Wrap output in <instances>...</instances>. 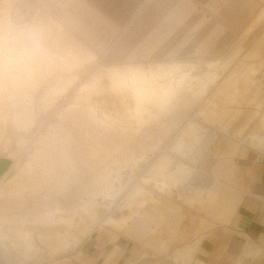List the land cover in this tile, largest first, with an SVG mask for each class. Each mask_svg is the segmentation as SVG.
Listing matches in <instances>:
<instances>
[{
  "label": "crops",
  "instance_id": "obj_1",
  "mask_svg": "<svg viewBox=\"0 0 264 264\" xmlns=\"http://www.w3.org/2000/svg\"><path fill=\"white\" fill-rule=\"evenodd\" d=\"M25 3L41 5L39 19H47L38 20L40 34L50 20L71 36L74 50L90 52L68 65L72 69L63 83L72 86L84 72L75 67L97 55L89 66L107 67L102 75L110 89L133 103L124 114L98 117L89 104L95 76L78 88L83 96L66 98L86 100L87 113L76 117L67 110L62 116L72 127L47 131L43 138L49 146L40 149L42 158L26 161L23 182L10 192L0 190V254L6 264L42 256L25 224L63 225L65 235L38 237L50 258L84 237L71 254L43 264H264V0ZM240 52L245 58H232ZM187 62L206 67L232 62L233 70L212 94L213 109H200L215 124L204 125L210 127L204 131L189 122L166 140L192 104L187 98L179 102L181 94L200 97L218 77L209 74L194 89L193 77L183 69ZM153 124L139 136L142 127ZM80 131L88 136L86 145ZM105 132L114 133V140ZM156 151V189L136 186L134 195L145 197L100 221L99 201L121 191L113 185L119 173L109 175V158L119 155L121 162L135 165ZM29 207L31 214L25 212ZM80 213L91 226L68 239Z\"/></svg>",
  "mask_w": 264,
  "mask_h": 264
},
{
  "label": "rangeland",
  "instance_id": "obj_2",
  "mask_svg": "<svg viewBox=\"0 0 264 264\" xmlns=\"http://www.w3.org/2000/svg\"><path fill=\"white\" fill-rule=\"evenodd\" d=\"M25 1L0 0V162L7 164L4 174L8 171L0 183V190L6 193L15 188L16 182H23L25 179L22 172L28 159L32 156L36 159L42 158L43 153L40 149H46L49 146L48 140L43 138L46 132L52 127H72V122L62 116L67 114V110H72L71 114L76 117H83L87 113L86 100L71 101L66 98L83 96L84 94L78 92V88L90 82L94 76L96 86L89 89V104L93 106L98 117L103 114L109 117H115L117 113L124 114L125 109L130 108L133 103L127 96L121 99L110 89L108 79L102 75L108 69L107 67L89 66L99 59L97 55L92 61L81 60L80 62L84 64L82 67H75L84 72L76 74V80L72 86L69 83H63V77L69 75L72 69L68 65L79 63L78 59L85 58L84 54L90 52L74 50L73 48L77 46L72 44L71 36L63 34L61 29H56V25L50 20L43 24V34H40L38 20L47 18L39 19L41 15L39 3L30 5ZM4 15L8 17L3 18ZM64 31L67 30L64 29ZM245 55L246 53L240 52L232 58L240 57L241 59L245 58ZM227 57L225 56L224 59ZM192 63L191 65L188 62L182 63L185 65L184 71H188L193 77L192 88H197L209 74L215 73L218 77L200 97L193 98L191 91H184L181 94L179 102L187 98L192 100V104L187 108L177 129L170 130L166 140L175 139L179 131L189 122L196 123L204 131L210 128L204 125L213 126L215 124V121H212L214 117L201 115L200 109L208 106L213 109L211 102L215 103L216 99H210L214 97L212 94L233 70L231 69L232 62L224 67L220 66L221 62L210 67L201 66V63L197 62ZM225 106L231 107L232 105ZM176 110L182 113L181 109L176 108ZM78 111L80 114H77ZM164 117L159 119L160 122L167 120ZM75 126L79 127L78 124ZM153 126L154 124L142 127L139 136L147 135L154 128ZM116 132L119 137L122 135L119 127ZM80 134L81 141L84 142L81 145H86L88 136L82 131ZM104 134L108 141H113L115 138L112 132ZM124 141L127 140L124 139ZM250 142L253 145L252 139ZM90 147L93 149L94 143ZM157 152L146 153L143 160L135 165L128 163L127 160L121 162L119 155L109 158L106 163L109 175L115 178V172L119 173L117 176L119 182L113 181V185L121 186V191L118 196L99 201L100 205L95 211L100 221L109 217L110 214H118L122 209L127 208L125 206L128 203L134 204L138 198L145 197L144 192L134 195L136 186L156 189L154 182L159 184V175H154L153 167ZM112 160H117V162L113 163ZM142 178H148V182L142 183ZM25 212L31 214V208L29 207ZM90 226V218L80 213L74 218V226L67 238L78 236L79 230ZM24 228L32 231L34 242L42 251V256L29 262H24L21 257H17L16 259L24 262L23 264H43L61 258L75 251L84 240L83 237L74 247L72 245L68 250L59 251L50 258L48 248L40 243L38 237L55 233L65 235L63 225L25 224ZM0 264H6L1 254Z\"/></svg>",
  "mask_w": 264,
  "mask_h": 264
},
{
  "label": "water",
  "instance_id": "obj_3",
  "mask_svg": "<svg viewBox=\"0 0 264 264\" xmlns=\"http://www.w3.org/2000/svg\"><path fill=\"white\" fill-rule=\"evenodd\" d=\"M7 169V164L4 162H0V178L1 176L4 174V172L6 171Z\"/></svg>",
  "mask_w": 264,
  "mask_h": 264
}]
</instances>
